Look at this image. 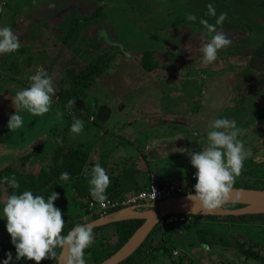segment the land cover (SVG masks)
Segmentation results:
<instances>
[{
    "label": "rangeland",
    "instance_id": "rangeland-1",
    "mask_svg": "<svg viewBox=\"0 0 264 264\" xmlns=\"http://www.w3.org/2000/svg\"><path fill=\"white\" fill-rule=\"evenodd\" d=\"M7 1H0V27L13 26L19 19L14 22V12L11 13L5 6ZM29 1L40 6L42 32L47 28L50 43L54 41L56 45H61L55 55L53 51L52 54L48 53L51 59L47 61L55 95L51 110L43 115L35 116L17 107V112L23 117V126L11 131L8 128L9 118L16 113L12 99L17 91L30 85V74L37 65L32 70L21 68L7 71L6 67L0 68V170L6 166H19L20 158L40 144L43 148L39 158L32 160L31 167L27 169L50 162L53 151L61 141L65 146L81 147L82 150L93 152L108 135L113 138L118 135L136 137L143 128L149 127L147 117L122 127L121 123L128 115L123 116L121 113L134 103L142 102L151 108L157 104L151 111L163 113V118L170 121L164 123L166 134H161L160 138L161 143L167 138V148L171 150L168 152L164 146L165 156L177 152L174 147L178 146V142L184 146L180 152L186 151L166 159L167 172L164 173L167 177L174 181L187 177L194 181L195 186L196 169L188 153L201 151L207 145L203 131L207 132L210 121L227 118L245 130L238 138L252 152L244 161L242 172L236 177L234 185L264 188V91L256 94L247 87V80L255 74L249 67V59L258 53L259 48L264 51V0ZM209 3L215 6L216 17L208 15ZM15 4L17 10L22 6L20 0ZM98 8L100 16L96 19L98 13L95 17L94 12ZM221 13H227V19L217 28L228 35L231 45L218 52L215 62L206 64L200 51V37L205 31L200 20L215 24ZM189 15L195 16V21L190 20ZM65 17H68L66 22ZM62 22L63 25H60ZM26 47L29 50V46ZM23 48L25 45L21 44L13 54L14 60L23 55ZM147 50L155 51V58L163 70L149 74L140 66L143 52ZM109 52L115 54L109 69L96 78L80 98L83 101L82 108L78 109L74 104L69 110L58 97L60 91L68 86L66 69L88 65ZM35 53L28 51L27 58ZM151 90H164L165 94L160 99ZM252 96L260 97L259 102ZM103 106L110 112L112 110L107 123L97 119L98 111ZM58 113H62V116H58ZM74 119L84 121L83 131L78 135L70 131ZM105 125L108 133L104 129ZM142 134L138 137L139 141L133 140V147L141 154L146 150L147 163L153 165L151 141L147 144ZM123 145L116 148L122 150ZM136 155L138 153H133V159ZM70 186V182L65 184L67 193ZM6 196L7 193L3 191L0 197V264L8 259V253L12 255L10 264H35L34 261L16 259V249L3 215ZM111 196L115 198L116 195ZM67 200L59 208L64 221L78 220L77 217L82 214L81 201L69 203ZM227 207L236 210L235 205ZM148 210L135 211L144 213ZM185 217L182 223L166 225L160 239L152 236L146 246L145 256L138 264H263L246 258L238 250V245L244 243L245 248L252 247L264 255L263 223L214 222L201 220L191 214ZM99 219L92 220L90 217L86 223ZM94 228H98L94 231V243L85 250H91L90 253L85 252L84 258L88 260L103 259L106 248L111 245L107 242L113 243L115 240V227L109 228V224H103ZM158 249L161 252L155 258L153 255ZM57 252V259H46L41 264H58L60 253L59 250Z\"/></svg>",
    "mask_w": 264,
    "mask_h": 264
},
{
    "label": "clouds",
    "instance_id": "clouds-1",
    "mask_svg": "<svg viewBox=\"0 0 264 264\" xmlns=\"http://www.w3.org/2000/svg\"><path fill=\"white\" fill-rule=\"evenodd\" d=\"M207 12L209 16L216 17L213 4L207 5ZM188 18L192 21L196 19L193 15ZM226 19L227 13H221L215 24L200 20L205 29L200 37V51L206 64L215 62L218 52L231 45L228 35L217 28V25H223ZM20 46L19 37L14 34L11 26L0 27V54L16 52ZM29 80L30 85L17 91L12 99L16 113L9 118L8 128L11 131L23 126V117L17 112V107L35 116L51 110L55 95L51 76L40 68ZM74 104L75 101L68 102L69 110ZM212 106L215 107V103ZM58 116H62V113H58ZM83 128L84 121L74 119L70 131L78 135ZM244 131L237 127L235 121L227 118H217L208 123L207 145L201 151L188 153L191 164L196 169L195 195L189 192L187 197L193 204H198L204 210H214L226 202L236 177L242 172L244 161L252 155L251 149L245 148L244 142L238 138ZM88 174L86 166L84 175ZM70 179L68 172L60 174L62 181ZM4 183L12 189L19 188L15 176L4 177ZM89 184L92 199L103 205L107 200L106 191L110 177L98 163L91 168ZM58 199L59 194L55 191L47 198L41 194L34 195L29 190L21 194L13 192L6 196L3 201V215L7 220L6 227L15 246L17 260L26 259L41 264L46 259H57L59 250L61 255H67V264H86L85 250L94 243V225L77 224L64 235L65 221L61 210L55 206ZM11 260L12 255L8 253L4 264H10Z\"/></svg>",
    "mask_w": 264,
    "mask_h": 264
},
{
    "label": "trees",
    "instance_id": "trees-1",
    "mask_svg": "<svg viewBox=\"0 0 264 264\" xmlns=\"http://www.w3.org/2000/svg\"><path fill=\"white\" fill-rule=\"evenodd\" d=\"M97 12V11H96ZM96 12L94 13L95 17ZM79 21V20H77ZM256 55H252L249 59V67L255 74L248 79V85L252 91L262 92L264 91V51L259 48ZM115 54L113 52L103 53L96 59L92 60L88 65L81 67H68L66 69V78L68 80V86L60 91L58 94L59 100L63 104L67 105L70 100L75 101V99H80L84 94H86L87 89L90 87L92 82L98 78L101 74L105 73L109 69V65L114 59ZM140 66L147 72H152L154 70L160 69L161 66L158 60L155 58V51L147 50L143 52L140 59ZM119 109L121 107L119 106ZM43 145L40 144L35 147L31 152L22 157V162L20 165L6 166L0 170V197L3 191L7 195H11L13 192L17 194L23 193L25 190L31 191L34 195L41 194L45 198L50 195L52 191L59 194V199L55 201V206L61 208L64 205L66 198V187L67 182H74L72 185L71 193L74 199L82 201V206L88 208V204L92 199L90 194L89 185H85L82 181L84 175V168L87 164L89 155L88 153L65 146L63 142H59L57 148L53 151L51 161L42 164L39 169L35 171L28 170L25 168L32 158L40 156ZM62 172H68L71 179L69 181L60 180V174ZM15 176L19 183L18 189H12L7 184L4 183V177ZM117 185H120V181L114 182L112 188L117 192ZM234 187H244L250 189H262L263 187L244 185H234ZM107 199H112L109 192H106ZM129 196V195H128ZM236 208L239 205H235ZM227 207V206H226ZM120 210L116 209L112 213L118 212ZM86 213L87 210L85 211ZM203 220H209L214 222H227L234 224H252V223H263L264 224V213L262 214H242V215H191ZM92 220L100 218L99 215L94 214ZM69 221V222H68ZM65 222V228L63 234L66 235L71 229H73L77 224H85L83 220H68ZM144 219H127L121 220L113 223L115 227V240L113 243L107 242L109 247L106 248V254L103 259L99 260H88L85 259L86 263L101 262L114 253H116L133 235V233L143 224ZM167 226L157 225L148 238L144 241L141 247L128 259L120 264H138L145 256L146 246H148L149 239L153 236L154 239H160L163 236L165 228ZM98 230V228H93V231ZM238 250L246 257L257 261H261L264 264V255L254 250L252 247L245 248L244 243L238 245ZM90 253L91 250L85 251ZM161 249L155 251L153 257H157ZM16 264H25L24 262H19Z\"/></svg>",
    "mask_w": 264,
    "mask_h": 264
},
{
    "label": "crops",
    "instance_id": "crops-1",
    "mask_svg": "<svg viewBox=\"0 0 264 264\" xmlns=\"http://www.w3.org/2000/svg\"><path fill=\"white\" fill-rule=\"evenodd\" d=\"M16 1L18 2V0H9L7 1L8 3L5 6L7 7V9L11 11V13L12 11L14 12V14L12 15L14 22H15V19L17 20V18L19 17L17 22L13 24V26L11 27H12L14 34H16L19 37L21 44L25 45V48H23L24 49V51L22 52L23 55L19 57H15L17 60L13 59L14 58L13 54L15 52L7 53V54H0V68L6 67L5 69L7 71L11 69L18 70L21 68H24L26 70H32V67L33 66L35 67V65H37V67L33 70L32 74L30 75L35 74V72L39 69L38 67L40 68L45 67L44 70L49 74L50 67L49 65H47V61H49L51 58L48 55V53L52 54V51H53V54L55 55L56 51H58V47L61 45H56L54 41L50 43L51 38L46 33L47 28H45V32H42L43 26L40 24V21H39V17H41L39 14L40 6L35 5L34 1L20 0V3L22 4V6H20L19 10H17L16 8L17 6L15 4ZM99 8L96 10L97 12L95 11L96 13H98V17L96 16L97 17L96 19H98L100 16ZM1 14H2V8H0V20H1ZM67 18L68 17H65L66 20L64 22L67 21ZM64 22H62L60 25H63ZM10 23L11 22H9V25ZM63 44L65 46L67 45L65 43ZM26 46H29V50H27ZM28 51L36 52L35 55L29 56L30 60L27 58ZM159 70H163V68H160L152 72H148V73L150 74V73H153ZM53 86H55L54 82H53ZM247 87L249 86L247 85ZM151 91L155 93V96L159 95L157 97L160 99H162V94L163 95L165 94L164 90H161L158 92L155 90H151ZM255 93L260 94V92H255ZM172 94H170L169 96L174 98ZM252 98L256 99L259 102L260 97L258 98V96H252ZM156 106L157 104L151 108V106L147 103L146 104L142 102L140 104L134 103L133 106H130V108H127L128 110L126 112L121 113L123 114V116L128 115V117H124L125 120L122 121L121 123L123 125L122 127L124 126L128 127L132 123L142 120L143 117H147L146 119L149 123V127L143 128L142 132L137 133L138 135L136 134V137H129L127 135H118L119 137H116L117 138L116 139L115 137L114 138L111 137L112 135H108L107 137H105L102 143H100V146L97 149H95L93 152H87L85 150H82V148L80 147V150L88 153L89 155V158L86 164L89 170V174L87 176L83 175L82 177V181H84L85 185L90 186L89 180L91 178V168L97 163L100 164L101 167L105 168L106 171H108L107 174L110 177V184L106 192L113 194V196L116 195L115 198H112V199H123L124 197H128V195L129 196L136 195L138 192L142 190H147L152 180H155L159 183H163L165 181H174L169 176L167 177L166 173H164V172H167L165 171L167 170L166 168L167 165H165L166 159L169 158L170 156L179 155L182 152H186V151L184 150L180 152V149L182 150L184 146L182 145V143L178 142L179 143L178 146L174 147L175 150H177V152H175V154H170V155L165 156L164 152L166 151L164 150V146L166 148L168 146V143L166 142L167 138H165V141H163V143H161L160 138H162L161 134L163 135L166 134V132L164 131V128H165L164 123L165 122L168 123L170 121L165 120L163 118L162 116L164 115L163 113L158 114L156 111H151ZM158 106L160 107L159 104ZM101 108L102 107H100V109ZM143 108H145L146 110L143 111L142 110ZM100 109L98 111V116H99ZM118 110L120 111L121 109H118ZM110 114H112V110ZM97 119H99V117ZM109 120L107 117L106 121L108 122ZM106 121H102V123H105ZM117 122H119V120H117ZM106 125L104 126V129L107 132L108 127H106ZM203 125L205 127L207 126L205 121H203ZM203 132H204V135H206V131H203ZM141 134L144 135L146 139L145 142H147V144L148 142L151 141L150 144L152 145V150H153L152 155H151V159H152L151 162L153 165H151L150 163H147V159L145 157L146 155L145 152H147L146 150L144 153L141 154L140 151H137L136 148L133 147V140H135L134 142L139 141L140 139L138 137ZM178 139H181V138H178ZM123 143H126V144L123 145ZM140 144L144 145L143 141H140ZM122 145L124 146V148L121 147L123 148L122 150H120L119 148H116ZM187 148L189 149V146ZM167 151L170 152L171 150L167 148ZM133 153L134 154L138 153V155H136V158L134 159H133ZM22 157L19 160L20 163L22 162ZM37 158H39V156L32 158L27 164H25V168L26 167L30 168L31 167L30 164L32 163L31 161ZM41 165L37 167L35 166V168H31L28 170L35 171L39 169ZM110 169H114V170H110ZM117 180L120 181V185H117L116 187L117 192H113L114 190L112 188L115 187L113 186V184ZM186 181H192V183L194 182L193 180L187 177H182L180 180L174 181V182L179 184V183H184ZM70 183H71V186L69 187V193H67V191L65 193L66 195L65 201L68 199L67 201L69 203L70 202L76 203V201L78 200L74 199L71 193V190H70L74 182H70ZM81 204H82V201H81ZM80 206L82 207V205ZM151 207L152 206L144 207V208H135V209L125 208V209H131L132 212H137L135 210L147 209V208L150 209ZM86 210L88 213L85 212ZM122 210L124 209H120L119 211H122ZM115 213H110L108 216L114 215ZM94 214L95 213H92L88 208L82 207V214L78 216L77 218L79 220L80 219L83 220V222H87V220ZM113 223L115 222L107 223L109 224V228L114 227Z\"/></svg>",
    "mask_w": 264,
    "mask_h": 264
},
{
    "label": "water",
    "instance_id": "water-1",
    "mask_svg": "<svg viewBox=\"0 0 264 264\" xmlns=\"http://www.w3.org/2000/svg\"><path fill=\"white\" fill-rule=\"evenodd\" d=\"M83 101L75 99V105L78 109L82 108ZM110 111L102 107L99 112V119L106 121ZM195 195V191L191 192ZM188 193L179 197L165 200L153 205L147 212L140 213V216L111 219V216L101 217L99 220L92 222L94 226L117 222L126 219H144L143 224L133 233L128 241L113 255L101 262H90L86 264H120L132 256L148 238L152 230L159 224L160 220L170 214H191V215H242V214H262L258 212H240L238 210H227L223 212H203L197 213L195 210L200 208L198 204H193L188 198ZM248 202H259L264 204V190L250 189L244 187H233L224 204H244ZM139 213V212H138ZM146 214V216H145ZM64 255L60 254L58 264H63Z\"/></svg>",
    "mask_w": 264,
    "mask_h": 264
},
{
    "label": "built area",
    "instance_id": "built-area-1",
    "mask_svg": "<svg viewBox=\"0 0 264 264\" xmlns=\"http://www.w3.org/2000/svg\"><path fill=\"white\" fill-rule=\"evenodd\" d=\"M189 192H193L192 181H186L184 183H175L172 181H165L159 183L152 180L147 190H142L136 195L124 197L123 199H107L103 205L91 200L88 204V209L100 217H106L112 211L116 209L125 208H144L156 205L165 200H169L175 197L185 195ZM187 214H170L163 217L159 226L175 225L184 222Z\"/></svg>",
    "mask_w": 264,
    "mask_h": 264
},
{
    "label": "bare ground",
    "instance_id": "bare-ground-1",
    "mask_svg": "<svg viewBox=\"0 0 264 264\" xmlns=\"http://www.w3.org/2000/svg\"><path fill=\"white\" fill-rule=\"evenodd\" d=\"M227 205H230V204H223L221 207L214 209V210H204L202 208H198L197 210H195V212H197V213H203V212H208V211L223 212V211L229 210L228 207H226ZM231 205H239V207L236 208V210H238L240 212H255V211L261 212V211H264V204L259 203V202H248V203H244V204H231ZM136 216H140V213L132 212L131 209H124V210L119 211V212L115 213L114 215H112L111 219L136 217ZM145 216H146V214H145ZM63 264H67V255L66 254L64 255Z\"/></svg>",
    "mask_w": 264,
    "mask_h": 264
}]
</instances>
